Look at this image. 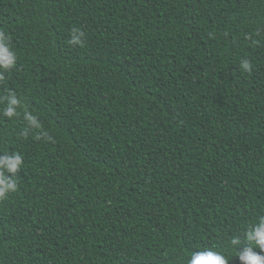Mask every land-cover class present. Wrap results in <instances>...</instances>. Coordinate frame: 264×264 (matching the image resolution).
Instances as JSON below:
<instances>
[{
  "label": "trees",
  "instance_id": "trees-1",
  "mask_svg": "<svg viewBox=\"0 0 264 264\" xmlns=\"http://www.w3.org/2000/svg\"><path fill=\"white\" fill-rule=\"evenodd\" d=\"M0 30L17 54L0 93L22 102L0 112V155L23 158L0 264L205 247L242 264L230 241L264 215V0H0ZM25 109L42 124L27 135Z\"/></svg>",
  "mask_w": 264,
  "mask_h": 264
},
{
  "label": "clouds",
  "instance_id": "clouds-1",
  "mask_svg": "<svg viewBox=\"0 0 264 264\" xmlns=\"http://www.w3.org/2000/svg\"><path fill=\"white\" fill-rule=\"evenodd\" d=\"M84 39L85 33L80 28H73L68 43L72 46H83ZM10 40L11 37L4 30H0V81H5L6 73L15 68L17 64V54L13 50ZM239 67L244 72H251L253 65L251 60L245 57L240 60ZM21 106V99L14 90L7 89L6 93H0V112L3 116L11 119L20 115L18 108ZM23 117L27 122V128L22 133L23 135H27L30 130L42 128L39 117L33 112L25 109ZM39 138L40 136H37V139ZM22 165L23 158L19 152L0 155V200L6 199L8 194L17 191L15 175ZM230 243L236 247L238 253L236 256L242 264H264V254H261L264 253V215H259L255 221L249 224L242 236L234 235ZM241 245H243L242 249ZM254 248H259L260 252L254 251ZM231 258L224 252L205 247L192 251L185 264H229Z\"/></svg>",
  "mask_w": 264,
  "mask_h": 264
}]
</instances>
